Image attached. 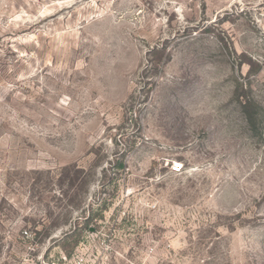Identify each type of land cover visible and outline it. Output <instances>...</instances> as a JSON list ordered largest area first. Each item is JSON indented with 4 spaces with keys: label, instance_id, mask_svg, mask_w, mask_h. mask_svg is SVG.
I'll return each instance as SVG.
<instances>
[{
    "label": "rangeland",
    "instance_id": "obj_1",
    "mask_svg": "<svg viewBox=\"0 0 264 264\" xmlns=\"http://www.w3.org/2000/svg\"><path fill=\"white\" fill-rule=\"evenodd\" d=\"M0 264H264V0H0Z\"/></svg>",
    "mask_w": 264,
    "mask_h": 264
},
{
    "label": "built area",
    "instance_id": "obj_2",
    "mask_svg": "<svg viewBox=\"0 0 264 264\" xmlns=\"http://www.w3.org/2000/svg\"><path fill=\"white\" fill-rule=\"evenodd\" d=\"M181 164H176L175 166H174V171H176V172H180L181 171Z\"/></svg>",
    "mask_w": 264,
    "mask_h": 264
},
{
    "label": "trees",
    "instance_id": "obj_3",
    "mask_svg": "<svg viewBox=\"0 0 264 264\" xmlns=\"http://www.w3.org/2000/svg\"><path fill=\"white\" fill-rule=\"evenodd\" d=\"M250 122H252V119L250 120Z\"/></svg>",
    "mask_w": 264,
    "mask_h": 264
}]
</instances>
